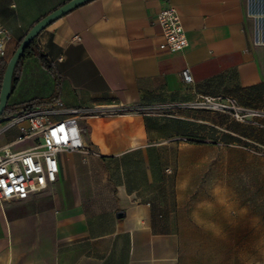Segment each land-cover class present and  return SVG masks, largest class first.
Returning a JSON list of instances; mask_svg holds the SVG:
<instances>
[{"label": "crops", "instance_id": "crops-1", "mask_svg": "<svg viewBox=\"0 0 264 264\" xmlns=\"http://www.w3.org/2000/svg\"><path fill=\"white\" fill-rule=\"evenodd\" d=\"M66 1L0 0L7 56L37 20ZM163 2L176 9L185 30L188 43L180 51L159 48L156 14ZM254 36L244 0H89L42 29L35 46L58 75L57 99L67 105L186 103L208 95L259 109L264 46ZM184 70L192 82L184 81ZM54 91V77L27 56L8 103L47 99ZM223 113L178 107L165 116L88 118L85 143L94 153L60 152L52 184L0 204V264H193L181 256L177 194H166L160 210L161 166L143 164L140 173V159L160 140L199 139L225 128ZM15 134L6 131L0 145ZM185 220L181 211L179 222Z\"/></svg>", "mask_w": 264, "mask_h": 264}, {"label": "rangeland", "instance_id": "rangeland-1", "mask_svg": "<svg viewBox=\"0 0 264 264\" xmlns=\"http://www.w3.org/2000/svg\"><path fill=\"white\" fill-rule=\"evenodd\" d=\"M244 8L254 27L264 25V0H244ZM223 114L225 128H210L207 137L156 142L140 159V173L143 164H160V210L166 194H177L186 263L264 264V116L238 121Z\"/></svg>", "mask_w": 264, "mask_h": 264}, {"label": "built area", "instance_id": "built-area-1", "mask_svg": "<svg viewBox=\"0 0 264 264\" xmlns=\"http://www.w3.org/2000/svg\"><path fill=\"white\" fill-rule=\"evenodd\" d=\"M161 27L159 48L176 52L187 46L188 40L176 9L167 2L156 14ZM10 35L0 21V58L6 60V44ZM254 42L264 46V25L255 24ZM183 79L192 82L188 70ZM180 107L204 108L228 112L234 119L264 116V111L240 106L234 98L203 95L186 103L140 104L112 103L107 105H67L61 99L22 110L0 120V136L15 129L14 138L0 145V204L20 201L52 184L59 171L60 152L94 153L85 143L86 120L96 115L141 114ZM169 114V113H168Z\"/></svg>", "mask_w": 264, "mask_h": 264}, {"label": "water", "instance_id": "water-1", "mask_svg": "<svg viewBox=\"0 0 264 264\" xmlns=\"http://www.w3.org/2000/svg\"><path fill=\"white\" fill-rule=\"evenodd\" d=\"M89 0H68L53 9L49 13L45 14L39 20H37L25 33L21 41L18 43L17 47L13 51L10 58L7 60L6 67L4 69L1 88H0V115L4 111L8 99L12 92V76L14 72L15 65L20 59L22 53L30 44V42L36 37V35L44 29L46 26L51 24L56 19L60 18L64 14L68 13L77 6L87 2Z\"/></svg>", "mask_w": 264, "mask_h": 264}, {"label": "trees", "instance_id": "trees-1", "mask_svg": "<svg viewBox=\"0 0 264 264\" xmlns=\"http://www.w3.org/2000/svg\"><path fill=\"white\" fill-rule=\"evenodd\" d=\"M21 39L19 40V42L21 41ZM31 55L35 56L36 59L39 61V63L54 77V79H55V91H54L55 94L50 96L47 99L32 98V99H30L28 101L21 102V103H18V104H11V103L7 102V105H6L5 109H4V111L2 112V114L0 115V117L8 116V115H11L12 113L20 111V110L31 109V108H33V107H35L37 105H40V104H43V103H50V102H53V101L57 100V95L56 94L59 91L60 79H59L58 75L56 74L55 70L52 68L49 60L46 57V55L43 54L35 46V38L30 42V44L24 50V52L22 53L20 59L17 61L16 65H15L13 76H12V84H11L12 89H13L14 85L17 83V81L19 79L20 68H21V64H22L23 59L25 57L31 56ZM6 64H7V60H5L3 58H0V88H1L3 73H4V69L6 67Z\"/></svg>", "mask_w": 264, "mask_h": 264}, {"label": "bare ground", "instance_id": "bare-ground-1", "mask_svg": "<svg viewBox=\"0 0 264 264\" xmlns=\"http://www.w3.org/2000/svg\"><path fill=\"white\" fill-rule=\"evenodd\" d=\"M257 15H254V17H256Z\"/></svg>", "mask_w": 264, "mask_h": 264}]
</instances>
